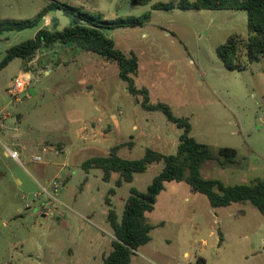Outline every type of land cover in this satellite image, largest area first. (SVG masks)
Returning a JSON list of instances; mask_svg holds the SVG:
<instances>
[{
  "label": "rangeland",
  "instance_id": "rangeland-1",
  "mask_svg": "<svg viewBox=\"0 0 264 264\" xmlns=\"http://www.w3.org/2000/svg\"><path fill=\"white\" fill-rule=\"evenodd\" d=\"M57 1L107 21L142 19V26L105 31L117 49L138 57L136 87H146L152 103H166L176 117L189 119L198 142L215 152L237 151V164L223 168L208 161L203 176L227 186L264 180V56L248 64L239 45L246 63L239 71L227 69L217 55L230 36L247 39L246 11L153 8L181 0L138 7L128 0ZM49 2L0 0V22L34 19ZM42 27L48 28L46 19ZM36 32L0 34V62ZM33 58L28 76L19 58L0 71V264H102L100 252H110L113 235L105 196L115 183L103 181L99 169L86 173L82 163L119 144H125L119 156L129 160L141 159L148 148L174 155L182 130L162 112L142 109L143 97L129 93L114 62L59 44ZM20 77L28 84L13 94ZM162 168L153 164L118 190L113 206L120 218L130 189L145 192ZM199 196L208 206L197 203L182 215L158 209L161 223L131 264H264L258 209L249 201L213 208Z\"/></svg>",
  "mask_w": 264,
  "mask_h": 264
},
{
  "label": "trees",
  "instance_id": "trees-1",
  "mask_svg": "<svg viewBox=\"0 0 264 264\" xmlns=\"http://www.w3.org/2000/svg\"><path fill=\"white\" fill-rule=\"evenodd\" d=\"M133 6H145L151 0H128ZM244 10L247 12V39L242 40L236 35L217 48L218 58L229 70H244L245 64H254L264 56V0H181L179 3H158L154 9L172 10ZM56 8L66 9L87 20L86 25L76 24L66 27L63 31H51L43 28L44 17ZM149 15L146 16L148 18ZM142 19L135 17L117 18L107 21L103 15H92L79 8H73L57 0H50L34 19L0 22V34L4 32H22L27 29H37L32 39L25 40L9 48L2 62L0 71L15 58L23 61L22 69L30 72L29 64L40 51H50L56 44L66 48H79L83 52H92L107 61L114 62L119 67V77L128 85L129 93L142 96V109L154 112L160 111L166 119L182 130L177 152L174 155H164L148 148L141 159L129 160L119 156L118 152L125 144L112 148L108 155L94 156L82 163V168L89 173L99 169L103 173V181L109 182L113 173H118L115 188L124 183H132L137 174L148 170L152 164L163 163V168L149 184L145 192L131 188L125 201L122 218L119 219L112 206L111 196L115 188H110L105 198L109 206L107 222L114 235L112 250L104 257L102 264H129L133 255L151 241V232L155 228L146 218V213L155 208L157 197L164 190L166 182H184L192 191L207 197L213 208H226L235 203L249 201L264 216V180L256 179L250 185L227 186L217 179H206L202 176V166L208 161H216L221 167L237 164V151L222 147L215 152L211 146L198 142L190 136L192 126L187 118L176 117L171 107L163 102L152 103L149 90L146 87L137 88L134 77L138 75L139 60L134 52L125 54L117 49L115 42L105 35V31L121 27L142 26ZM239 45L245 50L246 63L240 59ZM133 143L130 145L132 147ZM128 146V145H127ZM220 242L223 241L219 232ZM202 264H205L204 262Z\"/></svg>",
  "mask_w": 264,
  "mask_h": 264
},
{
  "label": "crops",
  "instance_id": "crops-1",
  "mask_svg": "<svg viewBox=\"0 0 264 264\" xmlns=\"http://www.w3.org/2000/svg\"><path fill=\"white\" fill-rule=\"evenodd\" d=\"M27 76H28V74H27ZM111 117L116 118V115H112ZM134 128H136V126ZM205 165L206 164H204L202 166L201 173H202V170L205 168ZM136 176L134 177L133 182L135 181ZM202 176H203V173H202ZM118 178H119V174L113 173L110 181L113 180V182L115 183V181H117ZM132 183H124L122 185V187L126 184H132ZM122 187H120V188H122ZM110 188L112 189V187L110 186L108 188V191L110 190ZM120 188H118V189L116 188L117 191L115 189V194L111 196L112 206L115 205L114 201L116 199L117 192ZM108 191H107V194H108ZM199 195H201V194L192 191L191 187L184 182H166L164 190L157 197V201H156V205H155L154 210L152 212L146 213V218L153 226L157 227L161 223V221H160L161 217H160V215H157L158 209H163L165 207L166 210L174 212V214L182 215L187 210L190 211L191 209H195L197 203H203L205 206H208L207 201H204L203 197H200ZM106 196H105V198H106ZM202 196H204V195H202ZM107 207L109 210L108 205H107ZM118 217H119V219H121L120 216H118ZM210 233L214 234L213 232H210ZM114 239H115L114 235H112V241ZM111 246H112V242H111ZM146 246H147V244L145 246H142L141 248H145ZM111 250H112V248H111ZM111 250H110V252H111ZM110 252L106 253V252H104V250H102L100 252L101 256H102V260L104 259L105 256L110 254ZM129 264H131V262Z\"/></svg>",
  "mask_w": 264,
  "mask_h": 264
},
{
  "label": "water",
  "instance_id": "water-1",
  "mask_svg": "<svg viewBox=\"0 0 264 264\" xmlns=\"http://www.w3.org/2000/svg\"><path fill=\"white\" fill-rule=\"evenodd\" d=\"M48 22V29L51 31H63L71 25L81 24L86 25L87 20L83 19L78 14H73L66 9L56 8L50 11L45 17Z\"/></svg>",
  "mask_w": 264,
  "mask_h": 264
},
{
  "label": "built area",
  "instance_id": "built-area-1",
  "mask_svg": "<svg viewBox=\"0 0 264 264\" xmlns=\"http://www.w3.org/2000/svg\"><path fill=\"white\" fill-rule=\"evenodd\" d=\"M27 80H25V79H23L21 77L20 78H16V81L14 83V88H13V94H18V93L24 91L26 85L28 84ZM9 155H11L12 158L13 157L16 158V159L18 158V156H17L18 153L16 151H10ZM35 160L36 161H41V158L40 157H36ZM55 187L57 188L58 185L56 184Z\"/></svg>",
  "mask_w": 264,
  "mask_h": 264
}]
</instances>
